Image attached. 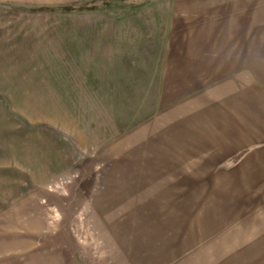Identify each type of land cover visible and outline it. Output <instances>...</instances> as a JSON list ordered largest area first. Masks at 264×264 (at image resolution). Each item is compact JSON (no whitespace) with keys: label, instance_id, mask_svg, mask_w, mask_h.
<instances>
[{"label":"rangeland","instance_id":"rangeland-1","mask_svg":"<svg viewBox=\"0 0 264 264\" xmlns=\"http://www.w3.org/2000/svg\"><path fill=\"white\" fill-rule=\"evenodd\" d=\"M39 6L0 0V253L14 264H264V159L246 157V132L231 152L225 130L238 102L208 84L154 119L165 102L132 76L147 69L132 58L102 69L86 52L94 28H110L98 16L114 29L133 7Z\"/></svg>","mask_w":264,"mask_h":264},{"label":"crops","instance_id":"crops-1","mask_svg":"<svg viewBox=\"0 0 264 264\" xmlns=\"http://www.w3.org/2000/svg\"><path fill=\"white\" fill-rule=\"evenodd\" d=\"M28 1L58 8L107 0ZM117 1L128 4L133 10L124 12L114 29L111 18L96 15L101 21L109 22L110 28L96 26L92 32L94 37L102 29L104 39L87 40L86 52L102 54L97 57L103 61L102 69L104 64L114 61L127 63L128 58L137 63L136 70L147 69L148 73L141 75V71H137L132 76L136 85L154 86L158 90L157 100L167 103L151 114L154 119L168 113V109L175 106L176 98L183 99L196 91L205 93L206 97L201 88L214 84L218 101L240 102L236 106L230 104L227 110L230 119L225 130L231 134L230 151L235 147L239 149V145L233 144V133L238 136L246 132L253 145V151H248L246 157L264 159V78L258 72L264 68V11H257L259 7L248 10V4L254 5L255 0ZM153 121L151 119L150 123ZM216 150L220 156L226 154L220 146H216ZM14 256V251L6 249L0 253V264H14Z\"/></svg>","mask_w":264,"mask_h":264}]
</instances>
